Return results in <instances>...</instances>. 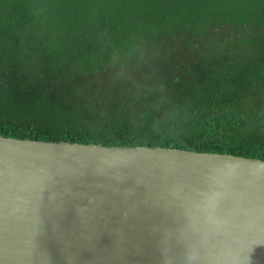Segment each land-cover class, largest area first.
<instances>
[{
  "label": "trees",
  "instance_id": "16d2710c",
  "mask_svg": "<svg viewBox=\"0 0 264 264\" xmlns=\"http://www.w3.org/2000/svg\"><path fill=\"white\" fill-rule=\"evenodd\" d=\"M0 136L264 161V0H0Z\"/></svg>",
  "mask_w": 264,
  "mask_h": 264
},
{
  "label": "water",
  "instance_id": "95a60500",
  "mask_svg": "<svg viewBox=\"0 0 264 264\" xmlns=\"http://www.w3.org/2000/svg\"><path fill=\"white\" fill-rule=\"evenodd\" d=\"M0 264H264V161L0 136Z\"/></svg>",
  "mask_w": 264,
  "mask_h": 264
}]
</instances>
